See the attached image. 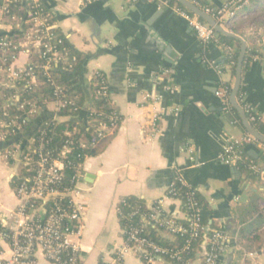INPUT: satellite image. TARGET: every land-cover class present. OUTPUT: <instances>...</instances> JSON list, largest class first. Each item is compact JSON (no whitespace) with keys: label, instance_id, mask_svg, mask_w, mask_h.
<instances>
[{"label":"crops","instance_id":"crops-1","mask_svg":"<svg viewBox=\"0 0 264 264\" xmlns=\"http://www.w3.org/2000/svg\"><path fill=\"white\" fill-rule=\"evenodd\" d=\"M42 1L54 14L56 28L81 54L75 69L84 93L81 118L92 103L90 82L97 72L105 75L121 117L113 134L102 140L82 165L80 201L85 209L79 264H147L134 253L119 252L125 242L117 205L120 199L131 198L152 208L177 174L211 211L212 230L227 237L221 242L216 264H264L263 257H244L245 251L257 250L264 243V224L258 228V248L246 249L239 239L242 215L264 197V175L249 174L242 163L226 165L219 160L230 138L247 133L240 114L241 123L232 122L215 95L221 82L234 84L235 80L223 45L201 41L173 4L148 0ZM205 1L208 6L220 7L227 0ZM243 11L245 17L233 22V33L244 39L247 49L257 47V39L264 47V0H253ZM249 17L255 29L249 27ZM14 26L0 8V29L10 31ZM29 62V53L21 51L13 66L23 68ZM211 63L223 71L219 73ZM240 91L264 128L263 63L247 61ZM46 109L54 112L55 104L49 102ZM1 150L0 223L18 205L15 186L20 172L17 163ZM242 150L264 168L258 145L248 143ZM182 208L179 199L163 201L167 215L183 219ZM10 256V246L0 236V264H7ZM22 264L57 263L37 254L33 261Z\"/></svg>","mask_w":264,"mask_h":264},{"label":"built area","instance_id":"built-area-1","mask_svg":"<svg viewBox=\"0 0 264 264\" xmlns=\"http://www.w3.org/2000/svg\"><path fill=\"white\" fill-rule=\"evenodd\" d=\"M9 1L16 2L17 0H3V4L0 6L3 12L6 11ZM127 1L134 3L137 0ZM148 1L170 6L169 0ZM190 1L214 17L223 28L229 30L238 17H245L243 10L253 0H227L220 7L208 5L201 7L198 1ZM20 2L21 4L27 2L32 4V9L28 13L29 26L23 30V35L20 38L3 37L0 39L2 48L0 87L16 80H23L24 87L28 89L40 84L36 66L31 62L23 68L13 66V61L18 53L21 51L30 53L35 50L44 60L40 68L46 77L45 82L53 89V99L45 101L44 109L47 111V104L53 102L55 111H47L51 113V118L38 129V136L26 137L24 141L16 142L14 138H11L23 134L28 121L40 115L41 108L30 99H24L18 103L17 95L2 97L5 99L0 101V143L5 145L1 151L6 158L12 159L20 168L15 186L18 205L10 217L0 223V236L10 246L11 256L7 264L31 262L37 254L43 255L47 260L57 264H79V241L85 209L84 203L80 201L82 197L80 187L82 165L91 154L90 151L94 150L106 137L113 134L121 122V117L115 110L105 116L107 121H104L103 113L99 112L97 116H91L86 120V125L90 129L89 137L80 135L75 138L74 134H79V129H66L63 132L64 139L58 149L46 148L49 143L50 126L61 122L62 119L75 118L74 113L84 108L83 105L76 104L75 96L71 97L63 93L62 86L55 81L50 73L52 63H66L65 69H70L76 58L69 59L68 52L58 47L61 41L54 33L56 23L51 20L50 13L44 11L43 1L20 0ZM173 7L186 19L201 41H213L223 45L219 42L212 26L185 8H180L177 3H174ZM15 26L19 27L20 23L16 22ZM223 47L227 51L231 50L230 46L223 45ZM246 52H248V61L264 64V47L258 39L257 47L250 46ZM232 63L231 61L230 64ZM210 65L219 73L223 71L215 63ZM232 87V83L221 82L215 91V95L226 113L232 107L230 102ZM95 95L108 97V84L100 85L95 90ZM14 99L17 101L16 108L19 113L10 115L9 103ZM236 101L250 124L256 129L260 125L259 117L254 107L246 101L242 91L238 92ZM65 108H68V112L61 114ZM248 143L258 145L264 156V143L246 133L242 138H230L223 147L219 160L226 165L242 163L256 174L264 175V168L244 154L242 147ZM176 185L184 188L181 195L178 193ZM166 198H176L181 201L186 223L180 221L177 216L165 213L163 201ZM201 207L197 191L179 174L175 176L166 194L158 199L152 208H147V213H139V204L132 205L127 202V198L120 199L117 205L118 218H124L126 225L122 228L125 244L119 252L121 254L134 253L147 264H152L157 260L163 261L165 264V258L169 261L179 260L182 252L190 250L191 241L199 239L206 230V225L201 220ZM123 208L129 209V211L124 213ZM259 208L264 214V197L259 201ZM135 215H140V220L137 222L132 221V217ZM148 225L161 229L162 233L170 238L186 235L188 238L182 247L161 245L148 236L146 232ZM226 238L218 230H213L209 237L204 234L205 250L201 260L202 264H216L221 250V242ZM244 257L264 258V243L257 250L245 251Z\"/></svg>","mask_w":264,"mask_h":264},{"label":"trees","instance_id":"trees-1","mask_svg":"<svg viewBox=\"0 0 264 264\" xmlns=\"http://www.w3.org/2000/svg\"><path fill=\"white\" fill-rule=\"evenodd\" d=\"M196 1H198L201 7L207 6V2L205 0H196ZM174 3H177V5L180 8H184L182 5L178 3L177 0H169L170 5ZM2 4H3V0H0V6ZM42 5H44V11H48L50 13L51 20L55 22L56 19L52 11H50L44 3H42ZM31 7H32L31 2H27L24 4H21L20 0H17L16 2L15 1L7 2V7H6V11L4 12V16L9 21L11 20L14 24H16V22L20 23V26L19 27L14 26L10 31L0 29V39L3 37H7L8 39H17L23 35V30L29 26L28 13L29 10L32 9ZM229 30L234 32L233 27H229ZM54 33L57 35V39L61 41L58 47L68 52L69 59L75 57L76 61L73 63V66L70 69H65L67 67L66 63H52L50 73L54 77L55 81L62 86L63 93L67 96H71V97L75 96L76 104L78 106H81L83 105L84 102V93L81 85L78 82L77 75L75 74V69L81 59V54L73 48V46L69 43L67 37L64 34H62L58 28L54 29ZM218 40L221 44L231 47V50L226 51V55L229 61L230 75L232 78H234L235 68L239 55L240 43L234 38L227 37L224 35L218 36ZM212 42L213 41H210V43ZM1 53H2V48L0 47V54ZM29 55H30V62L36 66L37 76L40 84L36 85L32 89H28L24 87L23 80H16L6 83L0 87V101L5 99L2 97L17 95L18 103L22 102L24 99H30L32 101H35L37 105L41 108L40 115H38L36 118L30 119L26 124L23 133L24 135L21 134L18 135L17 137L13 136L11 138V139L14 138L16 142H20V141L22 142L24 141V139H26V137H31L34 135L38 136V129H40L43 126L42 124L45 121H48L51 118V113L45 111L44 109L45 101L53 99V89L49 84L45 82L46 77L43 75V71L40 68V66L44 63V60L41 58V55L35 50H32L29 53ZM231 61L233 62L232 64H230ZM247 61H248V52H246L242 68H245L247 66ZM103 83L108 84L105 75L102 72L95 73V76H93L90 82V89L92 92V103L89 109L85 111L84 117L81 118V116L83 115V110L80 109L79 111L74 113L75 118L61 121L59 123L50 126L51 130L48 132L49 143L46 146L47 149L59 148L61 142L64 139L63 132L66 129L68 130H72L74 128L79 129L80 131L79 134H74L75 138H78L80 135L86 138L89 137L90 129H88L86 125V120L88 118H90L91 116H97V113L102 112L103 113L102 119L104 121H107V118L105 116H108L109 114H111L112 111L117 110L114 107L112 98L110 96V92L108 97H100V96L97 97L95 95V90ZM14 100L13 102L9 103L10 115L19 113L16 108L17 101ZM67 112H68V108H65L62 110L61 114H66ZM223 112L230 118L232 122H237L239 124L241 123L239 113L233 106L231 107L228 113H226L224 110ZM256 129L259 130L260 132H264V128L260 127V125L257 126ZM3 147H4L3 144L0 143V148ZM90 153L92 154L93 150L90 151ZM241 165L243 166V164ZM245 169L249 174L257 175L248 167H245ZM176 188L178 190V193H180V195L182 192H184L183 187L176 185ZM127 202L132 205L139 204L140 205L139 213L148 212L147 208L140 202H137L131 198H127ZM199 202L202 205L201 220L203 224L206 225L205 232L202 234V236H200L199 239L191 241L190 250L182 252L181 258L179 260L169 261L167 258H165V264H202L201 263V260L203 258L202 242L204 241V234L205 236L209 237L212 234L213 226L209 223L211 211L209 210L207 205L201 202L200 199ZM127 211H129V209L123 208L124 213ZM139 216L140 215H135L134 217H132V221L137 222L138 220H140ZM119 221L121 227L124 228L126 225V220L124 218H119ZM180 221L186 223V219L184 218L180 219ZM241 221L243 222L242 223L243 225L239 230V239L244 241V247L246 249H251L253 247L258 248L261 244V238L260 235L258 234V228H260L264 224V214L260 211L259 205L253 203L250 206L249 210H247L246 213L242 215ZM146 232L148 236L151 239L155 240L157 243L169 247H182L188 238L186 235V236H176L173 240L166 239L161 235L162 230L156 227H152V225L147 226Z\"/></svg>","mask_w":264,"mask_h":264},{"label":"water","instance_id":"water-1","mask_svg":"<svg viewBox=\"0 0 264 264\" xmlns=\"http://www.w3.org/2000/svg\"><path fill=\"white\" fill-rule=\"evenodd\" d=\"M180 5H182L186 10L189 12L195 14L198 16L202 21L208 23L210 26H212L215 30V35L218 37L220 35H224L227 37L234 38L240 43L239 47V55L237 59V64L235 68V80L234 84L230 93V102L231 105L238 111V113L241 116L243 126L247 133L254 136L257 140L264 143V134L260 133L258 130H256L248 121L244 111L242 108L238 105L236 101V97L238 92L240 91V85H241V76H242V67L246 55L247 45L246 42L242 37L239 35L223 28L214 17H212L210 14L206 13L203 9H201L199 6L192 3L190 0H177Z\"/></svg>","mask_w":264,"mask_h":264},{"label":"rangeland","instance_id":"rangeland-1","mask_svg":"<svg viewBox=\"0 0 264 264\" xmlns=\"http://www.w3.org/2000/svg\"><path fill=\"white\" fill-rule=\"evenodd\" d=\"M248 21H249V23H248V24H250V26H249V27H251L252 29H255L254 27H252V26H253V24H255V23H254V21L252 20V18H251V20H250V17H249ZM248 21H247V22H248Z\"/></svg>","mask_w":264,"mask_h":264}]
</instances>
